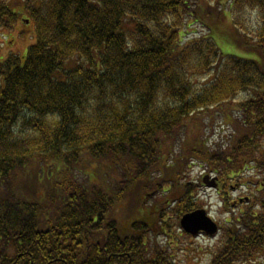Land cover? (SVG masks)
Listing matches in <instances>:
<instances>
[{"label":"trees","instance_id":"1","mask_svg":"<svg viewBox=\"0 0 264 264\" xmlns=\"http://www.w3.org/2000/svg\"><path fill=\"white\" fill-rule=\"evenodd\" d=\"M15 1L0 0V264H172L150 235L200 207L196 161L229 212L209 264L261 256L264 0ZM26 21L36 40L2 57Z\"/></svg>","mask_w":264,"mask_h":264},{"label":"rangeland","instance_id":"2","mask_svg":"<svg viewBox=\"0 0 264 264\" xmlns=\"http://www.w3.org/2000/svg\"><path fill=\"white\" fill-rule=\"evenodd\" d=\"M18 1L19 0H16L15 3H17ZM18 10H21V7H19ZM23 13L25 17H28L26 15V12ZM25 23H27L25 29H22L23 25L20 24L17 26L15 31H6V33L1 37L2 57L7 56L9 49L11 52L24 55L28 46L36 40L34 24H29L27 21ZM198 26L200 25L198 24ZM191 31H194V29H191ZM202 32L204 31H200L198 29V32L194 36H199L203 34ZM224 51L233 52V50L231 49H225ZM0 59L3 60L4 58ZM215 123L216 124L214 130L212 131L213 135L211 138V142H214L221 138H226V135L228 133L227 126L223 124L222 121ZM210 132L211 130L207 132V136L210 134ZM206 170L207 167L204 164L196 161L194 165H191L189 168H187V171L190 175L189 179L195 180L197 183H200V180H202V176L204 175L203 173H205ZM101 173L102 171L99 172V175L103 177ZM222 187L223 185L220 188ZM157 192L158 191L153 193V198H150V196H146L145 201H150L152 203L155 200L160 199L163 196V193ZM218 192L215 191V189H209L207 187L201 186L198 193V200H200L199 209L204 208L217 222L222 225L224 220L229 218V212L227 211L226 213L225 210L228 209H224L223 207V194H219ZM248 195L249 192L245 187L239 188L237 191L231 192L229 203L235 204L238 197H247ZM134 208L136 207L134 206ZM171 209L172 208L168 210V215L173 216V218L170 220L171 224H173L171 227V236H165L162 235V233H157L158 235L155 236L153 233L150 235L151 246L157 244V248H165L166 253H169L173 256L171 261L172 264H209L213 252L219 246V244H221V241H223V237L218 233L215 237L200 236L194 238L189 235H184V232L180 226V222L176 219V215L173 211H171ZM231 209L233 208L231 207ZM258 262H260V264H264V255L258 258ZM252 264H255V262H253Z\"/></svg>","mask_w":264,"mask_h":264},{"label":"water","instance_id":"3","mask_svg":"<svg viewBox=\"0 0 264 264\" xmlns=\"http://www.w3.org/2000/svg\"><path fill=\"white\" fill-rule=\"evenodd\" d=\"M208 187L217 186V178H210L209 175L203 179ZM181 227L185 232L191 235H198L200 232H205L209 235H215L218 231V225L208 215L204 209H198L185 214L181 218Z\"/></svg>","mask_w":264,"mask_h":264}]
</instances>
